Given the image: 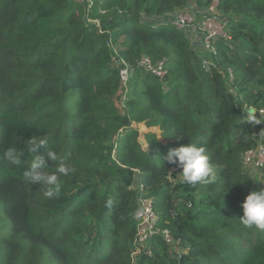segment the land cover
Listing matches in <instances>:
<instances>
[{
	"label": "trees",
	"instance_id": "1",
	"mask_svg": "<svg viewBox=\"0 0 264 264\" xmlns=\"http://www.w3.org/2000/svg\"><path fill=\"white\" fill-rule=\"evenodd\" d=\"M218 1L229 39L212 53L164 19L214 0H0V264H133L139 184L174 242L154 236L134 264H264V230L239 221L264 189L243 163L264 144V120L244 119L264 109V0ZM44 137L75 168L52 199L4 156ZM190 142L223 166L214 181L163 165Z\"/></svg>",
	"mask_w": 264,
	"mask_h": 264
},
{
	"label": "clouds",
	"instance_id": "2",
	"mask_svg": "<svg viewBox=\"0 0 264 264\" xmlns=\"http://www.w3.org/2000/svg\"><path fill=\"white\" fill-rule=\"evenodd\" d=\"M257 112L253 108H248L244 119L250 123L260 124L262 120L256 118ZM48 144L47 137L31 138L25 150L10 147L4 156L15 167L22 166V163L26 164L28 170L23 174L24 181L30 186L39 185V190L43 189L44 197L52 199L60 193L61 177L68 176L75 171V168L64 163L63 159ZM40 148L45 149L43 155L37 154ZM206 152L207 149L204 146H197V144L190 142L187 146L170 149L161 160L163 165L166 162L181 169L177 176L185 183L191 185L208 184L215 180L217 169H222L223 166L212 163ZM25 153L30 155V162L29 160L22 161ZM48 161L55 164V171H49L52 168L49 167ZM241 208L243 215L239 221L244 226L250 229L264 230V189L249 192L241 204Z\"/></svg>",
	"mask_w": 264,
	"mask_h": 264
},
{
	"label": "built area",
	"instance_id": "3",
	"mask_svg": "<svg viewBox=\"0 0 264 264\" xmlns=\"http://www.w3.org/2000/svg\"><path fill=\"white\" fill-rule=\"evenodd\" d=\"M91 2L92 0H86ZM215 1V0H214ZM214 3V2H213ZM211 4L210 7L204 10H187L176 13L165 21H169L174 24L178 30L189 33V39L193 44H199L200 42L205 49L215 53L216 50L213 47V43L218 38L229 39L227 32V23L220 20L218 17L217 6ZM206 68L210 67L209 61H204ZM139 66L143 68L147 73L152 74L158 78L163 79L165 76V66L163 62L153 63V61L146 56H143L139 61ZM231 79L233 78L232 71L229 72ZM264 120V109L258 112ZM243 163L249 169L254 171H264V144H260L256 149L247 151L243 156ZM173 172H181L180 169H173ZM137 188V189H136ZM136 190H140L138 197L139 211L136 214L137 233H136V245L138 248L132 254L133 264L136 263L138 256L146 251L151 254L150 242L156 235H160L163 239L172 244L174 242L173 237L169 230H161L158 227V215L156 214L154 201L147 197L143 192L141 184L136 187Z\"/></svg>",
	"mask_w": 264,
	"mask_h": 264
},
{
	"label": "rangeland",
	"instance_id": "4",
	"mask_svg": "<svg viewBox=\"0 0 264 264\" xmlns=\"http://www.w3.org/2000/svg\"><path fill=\"white\" fill-rule=\"evenodd\" d=\"M213 4L215 6H217L219 4V1L218 0H215ZM124 68H123V71L122 72H123V75H124V78H125V86L126 87H129V85H130L129 83L131 81L130 80L131 79V71H126ZM127 94L128 93L126 92V96H127ZM139 128H140V132L141 133H147L149 131L144 125H140ZM140 139H141V141L144 142V139L142 137ZM144 147L147 148V145H145ZM255 174H256V179L254 180L255 182L260 181L263 178V176H264L263 171H259L258 173H255ZM178 252L181 253V249H178Z\"/></svg>",
	"mask_w": 264,
	"mask_h": 264
},
{
	"label": "water",
	"instance_id": "5",
	"mask_svg": "<svg viewBox=\"0 0 264 264\" xmlns=\"http://www.w3.org/2000/svg\"><path fill=\"white\" fill-rule=\"evenodd\" d=\"M256 116H257L258 118H262L261 115H260L259 113H256Z\"/></svg>",
	"mask_w": 264,
	"mask_h": 264
}]
</instances>
